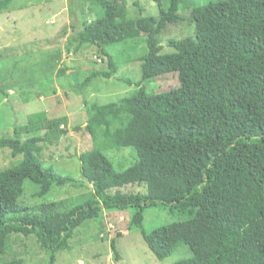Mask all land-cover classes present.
Here are the masks:
<instances>
[{
  "label": "trees",
  "instance_id": "obj_1",
  "mask_svg": "<svg viewBox=\"0 0 264 264\" xmlns=\"http://www.w3.org/2000/svg\"><path fill=\"white\" fill-rule=\"evenodd\" d=\"M13 1L0 0V13L10 10ZM153 1L159 6L155 16L144 15L140 0L132 1L133 14L129 0H70L75 34L68 40L74 52L93 45L107 58L106 69H93L80 83L71 82L74 91L94 79L113 78L118 59L124 66L131 61L140 65V80L131 95L86 107L84 128L93 149L78 159L82 181L94 196L83 202L30 205L24 200L28 185L42 200L53 186L85 185L43 167L49 162L42 159L41 143L54 144L67 131L62 128L66 116L32 113L26 123L14 124L12 133H3L0 147L20 158L0 169V264H26L25 258H6L13 233L34 235L53 264L71 249L80 227L102 217L101 209H131L129 229H139L159 260L186 245L192 257L176 264H264V0ZM84 6L90 17L77 11ZM188 9L191 14L182 15ZM181 21L194 33L169 39L174 50L162 54L160 34ZM141 42L145 51L134 55ZM113 44L116 57L110 54ZM167 73L178 75L177 86L163 92L147 89ZM64 75L61 69L59 76ZM128 147L136 161L116 171L105 152L124 160L121 153ZM132 185L143 191L120 189ZM151 208L178 219L147 232L143 224ZM111 246L121 260L126 251L117 239Z\"/></svg>",
  "mask_w": 264,
  "mask_h": 264
},
{
  "label": "rangeland",
  "instance_id": "obj_2",
  "mask_svg": "<svg viewBox=\"0 0 264 264\" xmlns=\"http://www.w3.org/2000/svg\"><path fill=\"white\" fill-rule=\"evenodd\" d=\"M132 1L129 0L128 4L131 14ZM140 1L147 10L144 15L155 16L159 13V6L153 0ZM192 1L196 5H203L215 0ZM83 10L86 17L92 15L87 6L77 8V11ZM190 14L191 10H182V15L188 17ZM73 23L70 0H14L10 10L0 13V137L4 132L12 133L14 124L26 123L28 115L32 113L46 111L50 118L66 116L68 124L62 128L67 131L60 138H54V144L41 143L45 145L42 159L49 162H44L43 167H53L73 177L77 185L85 183L80 187L69 184L53 186L42 200L36 196L35 188L28 185V181L24 200L30 205L42 201L74 204L94 196L93 188L82 181L78 159L79 154L93 149L91 136L84 128L88 118L86 107L93 101L105 104L131 95L138 87L136 82L140 80V65L137 67L131 61L124 66L118 59L120 69L113 78H97L89 87L74 91L75 86L72 88L71 82L80 83L93 69H106L107 58H103L100 49L93 45H85L74 52L68 40L75 34ZM193 33V27L186 22L169 24L160 34L164 46L161 53L174 50L167 45L169 39L183 38ZM115 45L110 46V54L116 57L119 51ZM145 48L146 44L141 42L136 45L133 54L139 56ZM61 69L65 70L63 77L59 76ZM165 75H161L157 83L148 84L147 89L163 92L178 85L176 73ZM126 78H132L134 83L128 84ZM31 135L28 133L24 137ZM105 153L112 160L116 171H122L136 161L132 147L125 148L121 153L126 158L124 160ZM19 158L13 156L9 148L0 147V169L15 164ZM120 189L133 193L143 191L133 185ZM117 190L113 189V192ZM164 211L162 208L148 209L145 212L144 230L151 232L158 226L168 225L178 219ZM99 212L102 217L80 227L71 240V249L57 255L53 264H176L192 257L188 246L180 245L170 257L159 260L149 249L139 229H129L131 209H101ZM112 239H117L119 247L126 251L121 260L115 259ZM6 258H25L26 264H51L49 254L40 247L34 235L27 237L13 233Z\"/></svg>",
  "mask_w": 264,
  "mask_h": 264
}]
</instances>
